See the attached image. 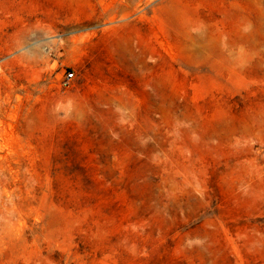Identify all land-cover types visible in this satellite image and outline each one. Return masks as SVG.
I'll use <instances>...</instances> for the list:
<instances>
[{
	"label": "rangeland",
	"instance_id": "374dc122",
	"mask_svg": "<svg viewBox=\"0 0 264 264\" xmlns=\"http://www.w3.org/2000/svg\"><path fill=\"white\" fill-rule=\"evenodd\" d=\"M0 264H264V0H0Z\"/></svg>",
	"mask_w": 264,
	"mask_h": 264
},
{
	"label": "built area",
	"instance_id": "2783aa9c",
	"mask_svg": "<svg viewBox=\"0 0 264 264\" xmlns=\"http://www.w3.org/2000/svg\"><path fill=\"white\" fill-rule=\"evenodd\" d=\"M74 79H75V73L69 72L67 77H66V80L64 81V86L69 87Z\"/></svg>",
	"mask_w": 264,
	"mask_h": 264
}]
</instances>
